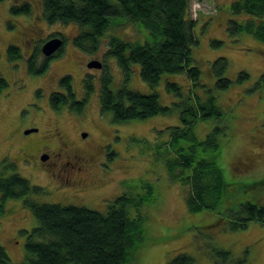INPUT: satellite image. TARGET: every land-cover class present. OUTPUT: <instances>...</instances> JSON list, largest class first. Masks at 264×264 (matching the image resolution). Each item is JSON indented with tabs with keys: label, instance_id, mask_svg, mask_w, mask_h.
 Segmentation results:
<instances>
[{
	"label": "rangeland",
	"instance_id": "374dc122",
	"mask_svg": "<svg viewBox=\"0 0 264 264\" xmlns=\"http://www.w3.org/2000/svg\"><path fill=\"white\" fill-rule=\"evenodd\" d=\"M109 1L116 3V0ZM235 1L242 0H189L188 11L198 39L193 56L201 71V82L214 87L210 69L218 58L226 59L229 66L225 76L232 81L228 89L214 92L224 116L192 126L198 140H204L216 127L227 129L225 136H217V150L205 154L221 166L230 184L229 195L220 201L217 211L190 212L185 202V188L172 181L168 173L167 162L175 157L169 147V129L180 126L178 112L117 124L112 121V113L100 110L98 89L103 74L111 76L114 90L123 82L116 60L106 55L108 42L112 37L142 41L139 26L116 23L108 27L96 51L91 52L74 44V38L80 33L76 24H49L43 19L40 0L0 1V77L8 86L0 92V164H12L15 173L41 188L42 193L30 196L37 203L85 206L101 213L108 211V204L116 197L123 194L140 197L151 186L150 201L138 208L129 207L130 217L140 214L144 221V241L131 254V264H168L180 253L192 256L193 264H215V252L222 250L230 253L231 264L241 259L245 260L244 264H264V222L252 221L246 228L233 230L229 218L224 217L236 216L233 212L243 203L264 206V186L249 188L264 179V42L246 31L233 36L228 31L229 21L258 25L257 18L251 14L231 11ZM13 2L30 3V14L12 16L9 7ZM54 37L63 41L61 55L48 63L43 75H29L26 70L29 52L40 50ZM213 41L220 44L212 45ZM11 44L19 47L21 56L10 61L7 48ZM44 59L40 54L36 63L43 64ZM93 60L100 61L102 67L88 68L87 63ZM132 69L128 87L151 93L153 90L140 79L139 67L132 66ZM69 73L73 76L71 83L78 100L86 95L85 80L89 79L92 84V94L80 113L67 106L54 109L49 104L48 93L61 91L57 81ZM240 73L247 74V78L238 81ZM170 78L188 90L185 74ZM155 90L164 106H171L177 100L165 89L163 80ZM27 103L29 107L23 108ZM21 108L25 111L18 116ZM35 126L39 131L21 135L24 129ZM82 133L88 134L87 139L84 140ZM36 138H43L44 144L51 147L64 141L70 150L82 151L92 161L94 184L78 192L70 187L61 168L51 172L38 160L25 161V155L29 154L23 147ZM3 203L0 246L12 264H24L26 233L37 225L35 217L22 199H7Z\"/></svg>",
	"mask_w": 264,
	"mask_h": 264
},
{
	"label": "trees",
	"instance_id": "16d2710c",
	"mask_svg": "<svg viewBox=\"0 0 264 264\" xmlns=\"http://www.w3.org/2000/svg\"><path fill=\"white\" fill-rule=\"evenodd\" d=\"M40 1L43 19L49 24H76L80 33L74 38V44L91 52L96 51L108 27L116 23L139 26L142 41L112 37L108 42L106 55L116 60L117 67L122 71L123 82L114 90L111 76L106 72L103 74L98 89L100 110L112 113V121L117 124L178 112L180 126L169 129V147L175 157L167 162L168 173L172 181L185 188V202L190 212L217 211L220 201L229 195L227 191L230 184L226 182L221 166L213 159L206 158L205 154L217 150V136H225L227 129L216 127L204 140H198L192 126L199 121L224 116L214 92L215 89H228L232 81L225 76L229 66L226 59L218 58L210 69L211 77L215 80L214 87H207L201 82V71L193 56L198 39L194 21L188 14L189 0H116L115 4L109 0ZM9 11L12 16L29 15L30 3L13 2ZM231 11H245L258 21L256 26L249 22L240 25L229 21L228 31L232 36L246 31L264 42V0L235 1ZM219 44L217 41L212 42V45ZM18 50L19 47L14 44L7 48L10 61L20 58ZM34 52L26 61V70L31 76H41L47 70L48 62L43 61V64L38 65L37 57L42 53L40 50ZM132 66L139 67L140 79L153 90L151 93H141L128 87L134 71ZM182 74L189 81L187 91L170 78ZM247 76L245 73L238 74V81L245 80ZM162 80L165 89L177 99L171 106L162 105L155 90ZM71 82L70 76L62 78L58 82L62 92L52 93L49 104L54 109L67 106L71 111L80 113L92 94V84L89 79L85 80L86 95L78 100ZM6 87L7 83L1 76L0 92ZM13 170L12 164H0V214L4 210L3 202L7 199H22L24 206L35 217L37 225L26 233L24 264H131V254L144 241V221L140 214L130 217L129 207L138 208L150 201L153 198L151 186L146 194L136 196L138 199L125 194L116 197L108 204V211L101 213L85 206L37 203L30 196L42 193L41 188L33 186ZM7 172L10 173L6 175ZM261 186H264V179L249 188ZM237 208L235 212L231 209L236 216L224 215L229 218L231 229L246 228L247 223L252 221L263 224V205L243 203ZM214 258L215 264H231L227 251H216ZM194 262L192 256L180 253L170 259L168 264ZM244 262L241 259L236 264ZM0 264H12L3 246H0Z\"/></svg>",
	"mask_w": 264,
	"mask_h": 264
},
{
	"label": "flooded vegetation",
	"instance_id": "af4514ba",
	"mask_svg": "<svg viewBox=\"0 0 264 264\" xmlns=\"http://www.w3.org/2000/svg\"><path fill=\"white\" fill-rule=\"evenodd\" d=\"M30 40H33V38L31 37ZM61 49L62 47L57 52H55L51 57L45 56L44 62L49 63L55 57L60 56L62 53ZM40 52H41V49H40ZM33 54L34 52L30 51L29 56L27 57L26 60L31 58ZM65 76H70L71 79L73 78L72 74L70 73L65 74ZM65 76H63L62 78H65ZM62 78L58 79L57 83ZM40 90H42V88H40ZM61 91H55V92H61ZM37 92H40V91H37ZM55 92H52V93H55ZM16 93H18V95L21 94L17 90H16ZM52 93H48V94L52 95ZM28 107H29V103L23 106V108H28ZM23 108H21L18 111L17 113L18 116L21 112H23L24 110ZM49 108H50V105H49ZM35 128H37L38 129L37 131H39V128L36 126L31 127L29 129H35ZM25 130L27 129H24L23 131H21V135L23 136L29 135V134H24ZM86 135L88 137L87 133ZM87 137L85 138L87 139ZM42 139L43 138H40L39 140H37L36 138L35 141H30L25 144L23 148L27 150V153L29 154V156L25 155V158H24L25 161L26 159H30V161L38 160L41 163V165L45 168V170L47 169V170H50L51 172L57 171L58 170L57 168H61V170L63 171V173H65V176L67 177V181L68 182L70 181V187H72L78 192L84 191L85 188L88 187V185L94 184L95 178H93L91 175L92 161L89 160V158L86 157L82 153V151L76 150V149L75 151L70 150L69 144H67L64 141L59 142L54 147H51L47 143L45 145ZM56 179H59V176L56 177Z\"/></svg>",
	"mask_w": 264,
	"mask_h": 264
},
{
	"label": "water",
	"instance_id": "95a60500",
	"mask_svg": "<svg viewBox=\"0 0 264 264\" xmlns=\"http://www.w3.org/2000/svg\"><path fill=\"white\" fill-rule=\"evenodd\" d=\"M63 45V41L60 40L57 37H54L47 42H45L41 48V52L46 56V57H51L55 52H57ZM88 68H101L102 64L98 60H93L87 64ZM38 129H27L24 131V134H30V133H35ZM82 136L85 138L87 137L86 133H82Z\"/></svg>",
	"mask_w": 264,
	"mask_h": 264
}]
</instances>
